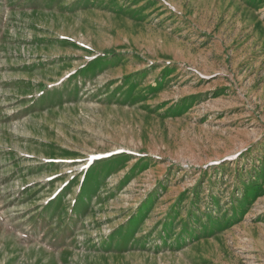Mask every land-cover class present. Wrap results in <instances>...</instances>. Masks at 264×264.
Instances as JSON below:
<instances>
[{"label": "rangeland", "instance_id": "obj_1", "mask_svg": "<svg viewBox=\"0 0 264 264\" xmlns=\"http://www.w3.org/2000/svg\"><path fill=\"white\" fill-rule=\"evenodd\" d=\"M0 264H264V0H0Z\"/></svg>", "mask_w": 264, "mask_h": 264}]
</instances>
